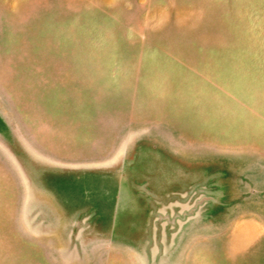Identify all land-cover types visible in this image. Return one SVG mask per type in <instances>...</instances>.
<instances>
[{"label":"rangeland","instance_id":"obj_1","mask_svg":"<svg viewBox=\"0 0 264 264\" xmlns=\"http://www.w3.org/2000/svg\"><path fill=\"white\" fill-rule=\"evenodd\" d=\"M0 264H264V0H0Z\"/></svg>","mask_w":264,"mask_h":264}]
</instances>
